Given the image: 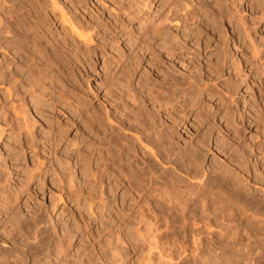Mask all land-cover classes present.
Returning <instances> with one entry per match:
<instances>
[{"label":"rangeland","instance_id":"rangeland-1","mask_svg":"<svg viewBox=\"0 0 264 264\" xmlns=\"http://www.w3.org/2000/svg\"><path fill=\"white\" fill-rule=\"evenodd\" d=\"M61 1L64 4L66 3L65 5L66 7L68 6V9H72H70V11H72L77 18L79 17L78 19H80V16L84 15L80 19L83 23L86 21L85 24H97L95 22L99 21V32H101H93L92 34L93 37L95 36L96 39L94 41L96 42H89L88 47L84 45V43H81V41H78V43H80L79 46L83 47H81L82 49L80 48L81 50H91L92 58H96L95 63L92 59L93 65H91V70L88 66L87 69H89V72L91 71L89 81L91 84L90 87L92 90L96 89L94 91L97 92L98 97L92 96V93L86 88V83H83L84 87L82 85L80 86L81 91H83L90 100L91 105H89L88 108H91L93 105H95V107L93 106L94 108L101 107L100 105H102V103L99 102H102L106 89H104V85H100V83L106 79V73L109 82L113 80L115 81V77L122 78L123 75L121 74V69H123L124 66H128L129 64L134 65L136 62V65L138 66H134L138 67L135 72V74H137H134L133 77H131L130 82L131 85L137 89H139L141 85L137 83H141L145 76L157 79H160L161 77L162 79L163 76H161V74L163 75V71L165 70L170 71L172 74L176 73L177 75L184 72L187 74V71H189L188 73H193L197 70L196 73L200 76L202 81L207 82L206 80H209L208 83L210 82L209 84L212 87V93L208 94L204 92V94H200L199 100L197 96L194 106L186 107L182 110V112H185L184 116L179 113V110L176 112L169 107V109H160L162 113L159 114L160 119L164 122L166 121L165 123L167 124H170V122L172 123L173 115L176 114V116H180V118L183 116L179 125L175 127V138L179 141L178 143L182 144H179L180 147L183 146L182 142H186L184 143L186 144L185 148H187V150L192 148V150L190 149L189 151H194V154L198 155V161L201 160L202 162V158H204V164L203 162L202 164L199 162L196 166L198 170L201 166L199 170L200 173H202L200 174V178L202 179L201 181H205V187L202 189L203 191L197 193L198 195L192 199L188 206L190 207V211L193 208L189 218L193 217L195 211L198 209L196 211L197 213H195L196 217H193V219H195L197 223H201H199L197 227L202 228L203 226L202 230L200 229L199 232L195 231L196 234L194 231L190 234L194 233L192 234L194 236L199 233L201 236L198 234L199 238L198 236H194V238L199 239L201 242L205 241V243H208L210 240L205 231L209 230L208 228L211 226L215 227V225V229L218 228L217 230H219V226L221 225L220 222L223 221H220V218L222 219L220 216L222 213H217L216 217L219 219L212 217L214 216L212 209H214L216 203L215 200H213L214 196L212 193L214 191L211 190V186H208L209 182L207 181L206 175L210 176L214 173L213 170H215V168L216 170L218 169L219 172H223L226 169V175L233 174V177L235 175L239 177L240 181H243L247 175L241 168H239L240 166L237 162L241 160L240 162L243 161L242 163L244 165L246 163L247 166L249 165L248 167L251 172L256 169L255 171L257 172L258 170V174H261V171H263L261 175H263L262 177L264 179V10H262L261 7L262 3L258 0H234L232 5H227V8L225 6L226 12L229 11V7V9L232 8V12H238L239 16L236 15L235 17L230 18L226 15L222 19L221 22L223 24L221 25L220 21H217L220 22V24L216 23L214 18L208 12L199 9L198 5H195L196 7H193L192 5V8L190 6L188 9L184 7L182 1L180 4V0H176L177 3L175 5L171 4L170 1L165 2V0ZM167 3H169V5ZM71 4H74V6ZM2 7L3 2L0 0V14L3 12L5 15L4 11H6V8L3 11L1 9ZM75 7H77V9H75ZM185 11L189 13L186 14V16L184 15ZM151 19L157 23L165 20L164 31H167L165 37L160 36L153 41L151 39L150 41L149 39L147 40V34L151 33V29L149 28ZM59 20L60 19L58 18L54 19L55 25H52V27H54L53 30L64 33L66 27L64 29L63 27L65 24L67 25V23H64L63 21L60 22L61 20ZM93 20L94 23L92 22ZM62 23L63 25H61ZM102 27L103 29H101ZM167 35L168 37L170 36L171 39L170 37L168 38ZM165 38L168 39L166 40ZM161 40L167 43V45H164L165 43L161 42ZM159 42L161 43L159 44ZM98 44L99 46H97ZM150 44L151 47H149ZM92 50L95 51L92 52ZM0 55V61H3L0 62V64L4 66L6 57L1 52ZM103 56H105L104 60ZM133 60H135V63L131 64L130 62H134ZM138 60H140V62H138ZM103 61L106 64H104ZM222 62H224V64ZM103 66H106L105 71ZM6 72L10 73L8 70ZM103 72H105V75L102 74ZM119 72L120 76H118ZM111 78L113 79L111 80ZM213 81L215 82V85L213 84ZM211 82L213 83L211 84ZM97 86L98 88H96ZM218 87H221L220 89H222L223 92ZM2 90L4 89H0V127L2 126L1 128H3L4 126V129H7L8 125L6 126V124L14 122L15 117L14 113H12L13 111H11L12 101L8 97L6 98L7 95L5 94V91ZM85 91L87 93L89 91V93L87 94ZM219 92L223 93V97ZM24 97L27 101V109H29V123H33L32 125L34 126L32 128L34 130V132H32L33 134L24 132L21 135L10 136L7 131L4 130L2 132L0 128V172L3 169L2 167H4V169H6V167L9 168L12 177H9L8 173L6 174L7 169L5 170L6 172H4L3 169L1 173L3 174L4 172L3 176L5 178H11L9 182L10 185H14V187L18 188L19 186L22 187V185L24 188L26 186L25 189L22 187L24 190L17 200H15L16 202L14 201V205L12 204L14 208L10 213L7 215H0V219L2 220H0V264L2 262L1 260L4 258L11 261L17 258L19 254L26 253L27 247H23V245L19 243L21 241H18V244L11 241L12 235L15 233L16 229H14L12 225H14V217H16V219L19 217L23 219L27 215L30 216L34 211L41 214L44 223L47 222L45 224L46 227L49 226V233L52 235L62 234L63 236V234L67 233H70L69 237L74 235L70 241L67 255L60 258L55 264H80L81 261H83V264L86 262L89 264H144L142 255L144 254L145 243L140 240V236L135 235L136 233L134 232L138 228L139 231H142L143 224H137V222H135L136 218L134 219L132 217V219L127 212V209L130 207V199L128 195H124V189H115V192H113L115 195H113V190H111L110 187L111 184L114 185V180L109 182L106 180L103 188H99L98 186L96 189H94L93 184H87V181H85V177L87 178L86 174L89 163L86 162L87 160L83 158V155L86 151V155L89 154L90 150L88 146L93 138L92 134H90V129H87L89 128L88 124L85 123L83 118V116L87 114L85 110L81 114L76 111L72 105H63L61 103V105H58L59 107H54L48 103H37L36 99L33 100L32 97L27 95H24ZM208 99L211 101H208ZM14 100H16L14 104H19L18 98L14 97ZM148 106H150L149 109L153 110V104L151 102L147 103V107ZM168 111L170 114H168ZM29 114L33 115L30 116ZM118 115H120V113ZM205 118L207 121H204ZM6 121L8 122L5 123ZM204 138H206L205 141H207V143L203 140ZM218 139L222 140L220 141ZM218 141L220 142L218 143ZM220 143L221 146L223 145V149L218 145ZM197 144L201 145L202 148L197 146ZM205 144L209 145L207 146ZM182 148H184V146ZM195 151H197V153ZM201 154H203L204 157ZM81 157L83 161H79L82 160ZM244 161L246 163H244ZM40 162H43V165H45L46 169L49 171L40 177H35L27 181L26 183L28 168H34V164ZM91 163L92 164L90 165L95 167V162L93 161ZM205 165L207 166L205 167ZM154 166L155 168L158 166L159 168H157L160 169L158 164H154ZM69 167L71 170L73 169L75 173L73 174L75 175L73 176V179L75 180L74 187L69 186L66 177L62 176L61 179H58L54 172V169H56L59 174L66 173L67 170H69ZM83 167L84 169H82ZM212 167H214V169ZM81 169L83 172L81 171L80 174ZM201 169L204 170V174L201 172ZM230 170L233 171L227 173L230 172ZM237 170L239 171L237 172ZM211 171L212 173L210 174ZM82 174L84 178H82ZM178 176L179 178H184L181 174H178ZM200 178L199 182L197 181L196 184H194L196 186L193 187L198 188L197 184L201 182ZM23 182L27 184L28 187L27 185H24ZM243 183L246 182L243 181ZM157 187H159V185H157ZM207 187L210 188L208 189ZM64 189H67V191H64ZM94 190H97L96 201L100 200L103 192V197L106 198L105 202L107 204V210L99 212L97 208H94V214L92 215L90 214L91 212L86 209V204L83 200L86 192H94ZM210 190L211 192H209ZM60 193L62 194L61 199L59 198ZM205 193L207 194L205 195ZM152 194L153 193H151L149 197V200L151 201L148 200L146 201V204L145 202H142V204L144 203V206H148L146 208V216L148 217V220H154L157 215L160 219V221L157 222V226L160 227V225L165 224L164 222L168 215L170 216V213L168 212L170 204L166 202L168 195L164 194V191L162 190L160 192L162 196L156 195L158 194L157 191L155 192L156 196ZM197 197H200V201L198 202L197 200L199 199ZM201 197L202 199L206 197L204 199L205 201L201 200ZM159 199H161L162 202L165 201L164 206V202L163 204L162 202L160 203L161 200ZM212 200L214 202H212ZM149 202L152 206H150V204L147 205ZM182 202H185L184 197L179 199L180 206H183L184 203ZM201 202L205 203L202 204ZM192 203L193 205H197L194 207ZM179 204L177 203V205ZM199 205L203 206V208H205V205L207 208L199 210L201 209V206ZM165 207H168L166 210L168 214L165 212ZM196 207L198 208L196 209ZM154 208L155 215L153 218L149 213L152 212H150L152 209L154 211ZM1 209L2 208H0V213L3 211V209ZM158 210L162 212V215ZM203 211L207 212L203 214ZM219 211L220 210H218V212ZM208 213L209 215L211 214L210 217L206 216ZM197 214L200 216H197ZM135 215L137 216V214ZM158 215L162 218L166 216V218L164 217L163 220ZM171 217L172 216H170L169 219L170 221L167 218V223H170L171 225L174 224L169 227H172L171 229L168 228L170 233L174 232V230H178L179 225L182 223V219L178 221L179 219L176 220V218L173 217L175 218L174 222ZM207 217L208 219H206ZM204 218L208 221V225H206L207 223H205ZM212 220L214 221L212 222ZM216 220L217 223L215 224ZM201 221L204 222L205 225ZM209 222L211 224H209ZM44 223L42 224L43 226ZM217 224L219 225L217 226ZM129 226L130 228L132 227L136 229H130ZM162 226L160 229H164V226ZM215 229L212 228V231ZM217 230L215 231L217 232ZM216 232H213L215 233V236L213 235L214 237H216ZM174 234L175 233H172L170 234L171 236H169L174 238ZM170 237L169 239H172ZM192 237L190 235L186 238L187 243L192 242V240H189L192 239ZM212 244L213 243L209 245ZM204 247L206 248V245H204ZM210 247L215 248V245L213 244ZM218 249L220 248H217L216 252L209 250V252H207L208 256L205 254L199 264H226V254ZM116 250L119 251V254H123L122 257L121 255L117 256L115 254Z\"/></svg>","mask_w":264,"mask_h":264},{"label":"bare ground","instance_id":"bare-ground-1","mask_svg":"<svg viewBox=\"0 0 264 264\" xmlns=\"http://www.w3.org/2000/svg\"><path fill=\"white\" fill-rule=\"evenodd\" d=\"M167 1H170V3L174 5L177 3L176 0H165V2ZM181 1L184 7L188 9L190 6L192 8V5L193 7L198 5L199 9L208 12L218 24H220L226 15L230 18H233L236 15L239 16L238 12H232L231 7V9L228 7L229 11L226 12L227 5H232L234 0H180V4ZM258 1L262 3L261 7L262 10H264V0ZM1 2H3V7L1 9L4 11L6 8V11H4L5 15L3 12L0 14V52L5 55L6 62L4 61V66L0 64V89H4L2 91H5V94L7 95L6 98L8 97L12 101H10L12 104L11 111H13L12 113H14L15 117L14 122H11L9 118L8 120L11 123H7L8 121L5 122L7 123L6 126L8 125L7 129H4V126L3 128H1L2 126L0 127L2 132L5 130L10 136L21 135L24 132L33 134L32 132H34V130L32 128L34 126L32 125L33 123H29V109H27V101L24 95L32 97L33 100L36 99L37 103H48L54 107L58 106L59 104L61 105V103L63 105H72V107H74L76 111L80 112L81 114L85 110L87 114H84L85 116H83V118L85 123L88 124L89 128L87 129H90V134H92L93 137L91 139L90 145L88 146L90 150L89 154L86 155V151L83 155V158H85L87 160L86 162L89 163H87L89 165L87 174L84 171L87 176V178L85 177V181H87V184H93L94 189H96L98 186L99 188H103L104 182L106 180H108V182L114 180V185L111 184L110 187L111 190H113L112 194L117 188L124 189V195H128L130 199V207L127 209V212L131 218H136L135 222H137V224H143L142 231H139V228L137 230H135L136 228H130V226L129 228L135 230V235L140 236V240L145 243L143 251L144 254L142 255L144 264H199L205 254L208 256L207 252H209V250L216 252L217 248H220L218 250L226 254V264H264V179L262 177L263 175H261L263 171H261V174H258V170L256 172V169L253 168L254 171L252 170L253 172H251L250 168L248 167L249 165L247 166L245 161V165L242 163L243 161L240 162L241 160L237 163L240 166L238 167L241 168L242 171L247 175V177H245L246 175L244 174L245 180L243 179V181H245L247 184L243 183V181H240L239 177L235 175L233 177V174L226 175V169L224 170L221 168L224 171L219 172L218 169L216 170L215 168V171L213 170L214 167H212L214 173L211 171L210 174H212H209L210 176L206 175L207 181L209 182L208 186H211V190L214 191L212 194L214 196L213 200H215L216 203V205L214 204L215 206L213 205L214 209L212 210L214 216L212 217L215 218L217 213H222L220 215L222 217V219L220 218V221H223L220 222L222 226H219V230H217L218 228L215 229L216 225L215 227L210 225L211 229L208 228L209 230H207L206 227L207 231H205V233H207L210 240L208 243H205V239L202 240L204 242H201L199 239L194 238V236H198L199 238V233L194 236L192 235L194 233L190 234L192 231L199 232V230H202L203 228V226L202 228L197 227L200 222L197 223L193 217H196L195 213H197V208L205 202H201L202 204L196 207L197 210H194V216L190 217L192 220L189 218V216L191 215L193 208L190 211V207L188 205L191 203L192 199L198 195L197 193L203 191L202 189L205 187V181H201L202 179L200 178V174H202L199 171L201 166L199 167V170L196 166L199 162L202 164L204 158H202V162L201 160L198 161V155L194 154V151H189L190 149L192 150V148H188L189 150L185 148L186 144L184 143L186 142H182L184 148H182L183 146L180 147V143H178L179 141L175 138L174 130H176L175 127L179 125L181 118L185 114L184 111L182 112L184 108L194 106V102H196L197 99L196 97L198 96L199 100L200 94H204V92L208 94L212 93V87L209 84L210 82L208 83L209 80L205 79L207 82L202 81L200 76L196 73L197 70L193 73H188L189 71H187V74L184 72L180 75H177L176 73L175 75L174 73L172 74L170 71L165 70L163 71V75L161 74V76H163L162 79L161 77L160 79H157L154 77L151 78L150 76H145L141 83H137L141 84L140 88L138 87L139 89H137L131 85L130 82L131 77H133L136 72V68H138L134 66L137 64V62L135 63V60H133L134 62L130 63H135L134 65L129 64L128 66H124L125 69L120 68L122 70V78L115 77V81L113 80L109 82L107 80L108 76L106 73V79L103 81L100 79L102 81L100 85H104V89H106L105 95L102 98V102H99L102 103V105H100V108H94L95 105L92 104L94 107L91 106V108H88V106L91 105L90 100L86 94L81 91L80 86H83V83H86L87 87H85L88 88L87 90H89L90 93H92V96L98 97L97 92L94 91L96 89L92 90L90 87L91 84L89 81L91 71L89 72V69H87L88 66L91 70L93 58L91 50H81L83 47L81 46V48L79 46L80 43H78V41H81V43H84L86 46H88L89 42H96L94 41L96 38L95 36L93 37L92 34L93 32H99V21L95 22L97 24H92L90 22V24H85L86 21L83 23L80 19L84 15L80 16V19H78L79 17L77 18L75 14L70 11L71 8L68 9V6L66 7L65 5L66 3L64 4L61 0H1ZM167 4L169 5V3ZM71 5L74 6V4ZM75 9H77V7H75ZM184 13L185 16L186 14H189L187 11ZM56 18L60 19V22L63 21L64 23H67V25L65 24L63 27V29L66 27L64 33L53 30L54 27H52V25L54 24V19ZM152 20L153 19H151L150 24L148 23L150 25L149 28L151 29V33L147 34V40L149 39L150 41L151 39L153 41L160 36L165 37L167 32L164 31L165 20L159 21V23ZM92 22L94 23V20ZM222 24L223 23L221 22V25ZM61 25H63V23ZM101 29H103V27ZM162 40L161 42H164ZM161 42H159V44ZM99 44L97 46H99ZM164 45H167V43ZM149 47H151V44ZM94 51L92 50V52ZM104 57L105 56H103V60ZM95 59H93L94 63ZM0 62L3 61L1 60ZM138 62H140V60H138ZM222 63L224 64V62ZM104 64L106 63L104 62ZM7 70L10 73L6 72ZM105 70L106 68L104 71ZM102 74L105 75V72ZM118 76H120V72ZM112 79L113 78H111V80ZM213 82H211V84ZM213 84L215 85V82ZM96 88H98V86ZM86 91L85 93H87ZM222 92H219L221 96L223 95ZM14 97L18 98V105L14 104L16 101L14 100ZM147 101L153 104V110L149 109L150 106L147 107ZM208 101L211 100L208 99ZM168 107L176 112L179 110V113L183 116L180 118V116H176L175 114L172 116V123H165L166 121H162L159 114L162 113L160 109H169ZM119 113L120 115H118ZM168 114H170L169 111ZM32 115L33 114L30 116ZM167 116L170 117L169 115ZM204 121H207L206 118ZM203 140L205 141L206 138ZM220 141H218V143ZM205 142L207 143V141ZM218 145L221 146V143ZM197 146L201 147V145L198 144ZM222 146L221 149H223ZM195 152L197 153V151ZM201 155L203 156V154ZM79 161H83V159ZM93 161L95 162V167L90 165ZM154 164H158L160 169H158V166H156V168L158 167L156 169ZM34 165V168H28L27 170V179L25 178L26 183L27 181L35 177H40L49 171L46 169V166L43 165V162L36 163ZM206 166L207 165H205V167ZM2 168L4 169V167ZM6 169H4V172L7 171L6 174L8 173V176L10 177L11 171L7 167ZM82 169H84V167ZM82 169L80 170V174L81 171L83 172ZM239 170H237V172ZM72 171L73 169L71 170L69 167V170H67L66 173L59 174V172L54 169L55 175L58 177V179H61V177L64 176L66 177L69 186L74 187L75 180L73 179V176L75 175L73 174L75 173ZM203 171L204 170L201 172ZM232 171L230 170V172L227 173H231ZM1 172L0 208H2L3 211L0 213V215H7L14 208V201L17 200V198L21 195L26 186L24 188L22 185L24 188L23 189L21 186L18 188L14 187V185H10L9 182L11 178H5L3 176L4 172L3 174ZM178 174L183 175L184 178H179ZM82 178H84L83 174ZM199 178L201 182L197 184L198 188L193 187L196 186L194 184H196L197 181L199 182ZM23 184L27 185L24 182ZM157 185H159V187H157ZM65 190L67 191V189H64V191ZM161 190L164 191V194L168 195V197L166 195L164 196L167 197L166 202L170 204V206L168 205L169 209L168 207H165V212L167 209L169 210L168 212L170 213V216H172V221H174L175 218L176 220L179 219L178 221L182 219V223L178 227L179 229L172 232L175 233L174 236L172 235L174 238L170 237V234L172 233L168 231V228L174 225L167 223V218L169 220L170 216L168 215L167 218L164 216L166 218L164 222V217H160L162 212L158 210L161 214L160 215L157 212L160 215L158 216L162 218L163 220H161L165 223L162 224L164 227L162 225L159 227L157 226V222H159L160 219L157 217V215V219L156 217L154 218L155 208L154 211L152 209L150 210V212H152L149 213V215H152L154 220L149 221L148 217L146 216V208L148 206H144V203L142 204V202H145L146 204V201L149 200L151 193H153L154 196H162V194H160ZM211 190L209 192H211ZM96 191L97 190H94V192H86L87 194L85 193L83 200L86 204V206H84L91 212L90 214L92 215L94 214V208H97L99 212L107 210V204L105 202L106 198L103 197V192L100 191L102 192L101 198L100 200L96 201ZM156 191L158 194L155 195ZM206 194L207 193H205V195ZM182 197H184L185 202H182L184 204L183 206H180L179 199H182ZM59 198H62L61 193L59 194ZM204 199L201 197V200ZM213 200L212 202H214ZM198 201H200V199L197 200V202ZM161 202L162 200L160 203ZM163 202L162 204L164 206L165 201ZM177 203L179 205H177ZM149 204L150 202L147 205ZM195 205L197 204H194L193 206L195 207ZM205 205V208L201 206V209L199 210L206 209L207 206ZM150 206L152 205L150 204ZM217 209L221 212H218ZM168 212L166 213L168 214ZM205 212L203 211V214ZM135 214H137V216ZM197 216L200 215L197 214ZM206 216L210 217L211 214L209 215L208 213ZM208 217L206 219H208ZM19 218L16 219V217H14V225H12V227L16 229L15 233L12 235L11 241H14L13 243L17 244L18 241H21L19 243L22 244L23 247H27V251L26 253H18V257L16 256L17 258L11 261H8L7 258H4L1 260V264H55L56 261L67 255V250L70 247V241L74 235L70 237V233L63 234V236L62 234L52 235L48 231L49 226L46 227L45 225L47 222L44 223L43 217H41V214H38L36 211L32 212L30 216L27 215L23 219L20 218L21 220ZM213 221L214 220H212V222ZM207 222L208 221L205 220V223ZM43 223L44 226L42 225ZM202 223L205 225L204 222ZM216 223L217 220L215 224ZM209 224L211 223L209 222ZM206 225H208V223ZM218 225L219 224H217V226ZM161 226L164 229H160ZM212 228L217 230V232L215 230L212 231ZM213 232H216V237H214L215 233ZM189 234L191 237H193L192 239H189L192 240V242H188V244L186 238L190 236ZM169 237L172 239H169ZM211 243L215 245L216 249L210 247L213 245H209ZM204 245H206V248ZM115 254L117 256L121 255L119 254L118 250L115 251ZM80 264H83V261H81ZM85 264L89 263L86 262Z\"/></svg>","mask_w":264,"mask_h":264}]
</instances>
